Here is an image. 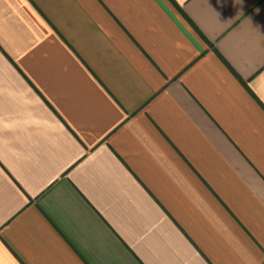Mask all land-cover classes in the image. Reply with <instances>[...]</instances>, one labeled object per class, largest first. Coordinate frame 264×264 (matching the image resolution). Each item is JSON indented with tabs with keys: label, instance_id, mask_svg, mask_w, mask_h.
<instances>
[{
	"label": "crops",
	"instance_id": "0c3cea01",
	"mask_svg": "<svg viewBox=\"0 0 264 264\" xmlns=\"http://www.w3.org/2000/svg\"><path fill=\"white\" fill-rule=\"evenodd\" d=\"M0 264H264V0H0Z\"/></svg>",
	"mask_w": 264,
	"mask_h": 264
}]
</instances>
